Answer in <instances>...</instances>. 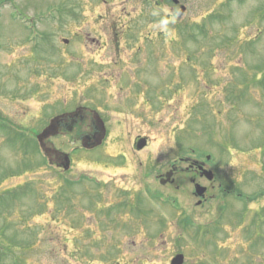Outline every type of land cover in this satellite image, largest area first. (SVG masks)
<instances>
[{"label":"rangeland","instance_id":"1","mask_svg":"<svg viewBox=\"0 0 264 264\" xmlns=\"http://www.w3.org/2000/svg\"><path fill=\"white\" fill-rule=\"evenodd\" d=\"M179 2L0 0V264H264V0Z\"/></svg>","mask_w":264,"mask_h":264},{"label":"flooded vegetation","instance_id":"2","mask_svg":"<svg viewBox=\"0 0 264 264\" xmlns=\"http://www.w3.org/2000/svg\"><path fill=\"white\" fill-rule=\"evenodd\" d=\"M92 42H96V41L92 40ZM143 95H144V93L140 96L141 99H143ZM71 121H73L74 123H77L76 127L84 124L85 129L89 132V133H86V134H89V136H91L93 139H94V137L96 135H98V134L100 135V134L104 133V130H103V127H102V122L94 115L93 111L84 110V109H79L78 112L73 117H70L69 115H66L65 117L60 119L56 123L55 130L58 133H62L69 126ZM49 152H51V150ZM53 153L56 156V161H57L60 157L57 154V152H53ZM197 163H202V162L201 161H196V160L188 162L187 171L188 172H192L194 175H196L202 181L203 177L200 176L201 172L198 169L199 164H197ZM203 167H204V164H203ZM175 173H176V170H175ZM194 179L195 178L191 179L190 182L193 183Z\"/></svg>","mask_w":264,"mask_h":264},{"label":"water","instance_id":"3","mask_svg":"<svg viewBox=\"0 0 264 264\" xmlns=\"http://www.w3.org/2000/svg\"><path fill=\"white\" fill-rule=\"evenodd\" d=\"M175 2H177L175 0ZM184 10L185 8L184 7H181L179 13H178V16H181L183 13H184ZM39 137V136H38ZM40 138V137H39ZM145 145V141L142 139L140 140L138 143H137V149H141L143 146ZM68 166H69V163L68 161L66 160V163L64 164V169H68ZM205 175L206 177L211 180L212 179V175L210 172H206L205 171ZM172 176V171L168 172L166 174V180H169L170 177ZM162 183H165V181H162ZM196 189H197V195L201 196V194L204 192V188H199L198 185H196ZM183 263V256L182 255H177L173 258L171 264H182Z\"/></svg>","mask_w":264,"mask_h":264}]
</instances>
